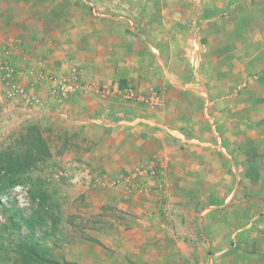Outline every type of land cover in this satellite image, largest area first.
<instances>
[{"label": "rangeland", "instance_id": "374dc122", "mask_svg": "<svg viewBox=\"0 0 264 264\" xmlns=\"http://www.w3.org/2000/svg\"><path fill=\"white\" fill-rule=\"evenodd\" d=\"M244 1L0 0V30L13 35V28H22L21 33L9 35L7 44L0 41V152L17 150L18 143L33 134L34 128L50 153L30 170L25 184L0 196L1 209L9 210L0 209V264H18L17 245L28 233L22 221L13 220L16 227L10 224L12 212L18 209L27 219L39 206L43 210L34 237L59 262L264 264V168L262 172H244L247 185L235 189L233 201L227 205L226 196H217L218 201L212 196L211 219L205 221L204 216H197L205 206L198 211L197 205L189 207L180 201L183 190L164 184V167L155 176L136 177L137 170L153 164L140 162L118 173L99 170L96 148L110 135L105 128L95 127L100 124L94 117H81V122L73 124L76 119H69L64 109L69 102L83 99L100 101L110 109L114 98L119 106L132 104L142 111L157 112L164 101L155 86L139 93L138 87L126 83H118L115 91L114 80L108 84L83 81L82 54L69 57L70 40H78L71 33L84 36L115 13L111 19L114 29L128 27V33L135 34L141 44L151 43L147 23L162 20L175 24L172 32L178 30L185 45L193 47L196 31L208 19L211 24L218 23V31L223 32L225 25L232 28L238 16H247L242 8L258 2ZM80 6H87V13L79 10ZM47 46L61 57L59 63L54 62L53 54H43ZM171 69L175 70L173 64ZM114 119L112 114L103 119L104 127ZM83 120L86 122L81 125ZM173 196L177 198L174 206ZM152 198L157 209L153 217L148 216L145 203ZM145 216L152 220L153 236ZM188 226H193L192 232L185 231Z\"/></svg>", "mask_w": 264, "mask_h": 264}, {"label": "crops", "instance_id": "0c3cea01", "mask_svg": "<svg viewBox=\"0 0 264 264\" xmlns=\"http://www.w3.org/2000/svg\"><path fill=\"white\" fill-rule=\"evenodd\" d=\"M257 1L255 6L249 4L242 8L241 11L246 9L247 16H238L237 20L234 17L232 28L225 25L223 32L218 31V23L211 24L209 19L201 24L193 47L189 43L185 45V38L178 30L172 32L175 24L162 20L147 23L151 43L141 44L135 34L128 33V27L121 31L114 29L111 20L115 17L114 8L110 9L113 15L102 16L107 20H102L94 31L85 33V37L80 32L71 33L78 40H70L69 57L82 54L83 81L108 84L114 80L117 81L113 84L115 91L118 83H126L138 87L139 93L155 86L164 98L163 107L157 112L142 111L132 104L119 106L114 98L110 109L94 99L64 105L69 119H76L73 124L81 122V117H94L100 124L95 127L102 131L105 128L110 135L107 140L103 139L104 143L109 142L107 146L100 143L96 148L99 170L118 173L144 161L157 168L162 163L164 184L172 190H183L180 201L192 207L197 205V211L205 206L197 215L200 219L204 216L205 221L211 219L208 217L212 196L214 199L226 196L224 205H227L233 201L234 190L247 185L244 172L251 169L262 172L264 0ZM81 8L87 13V6ZM159 15L164 16V12ZM13 29L14 34L22 31V28ZM0 33L1 43H8V38L14 35L6 29ZM46 48L44 55L55 54L50 52V47ZM82 48H85L83 52ZM54 59L59 63L61 57L56 54ZM172 64L175 70L171 69ZM111 114L116 121L110 120L104 127L103 119ZM176 200L173 196L172 206ZM145 203L149 206L148 216L153 217L157 210L154 198ZM148 216L145 217L149 223L144 222L153 236L156 232L149 226L152 220ZM192 227H186L185 231L192 232Z\"/></svg>", "mask_w": 264, "mask_h": 264}, {"label": "trees", "instance_id": "16d2710c", "mask_svg": "<svg viewBox=\"0 0 264 264\" xmlns=\"http://www.w3.org/2000/svg\"><path fill=\"white\" fill-rule=\"evenodd\" d=\"M32 133L22 138L21 142L18 143L17 150L0 152V196L5 195L16 186L25 184L30 170L50 155L47 144L39 132L33 128ZM1 210L3 212L9 211L6 208ZM42 210V206H39L27 219L23 218L18 209L11 214L10 224L12 226H18L13 220H19L28 230V233L23 239H20L17 245L18 264H76L67 261L59 262L51 256L48 247L41 245L35 239L34 230L36 226L40 225L38 218L39 212ZM91 240L100 244L93 239Z\"/></svg>", "mask_w": 264, "mask_h": 264}, {"label": "built area", "instance_id": "2783aa9c", "mask_svg": "<svg viewBox=\"0 0 264 264\" xmlns=\"http://www.w3.org/2000/svg\"><path fill=\"white\" fill-rule=\"evenodd\" d=\"M161 166L160 167H156L155 164H153L151 167H148V168H145V169H139L137 170V175H135L134 177L136 176H155L156 175V171L160 168H163V164L161 163L160 164Z\"/></svg>", "mask_w": 264, "mask_h": 264}]
</instances>
